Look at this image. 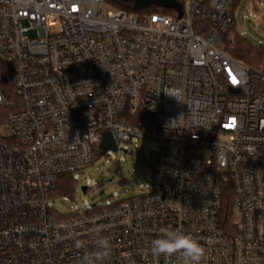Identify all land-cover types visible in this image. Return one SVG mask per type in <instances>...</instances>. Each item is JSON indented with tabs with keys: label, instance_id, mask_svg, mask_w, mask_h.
<instances>
[{
	"label": "built area",
	"instance_id": "built-area-1",
	"mask_svg": "<svg viewBox=\"0 0 264 264\" xmlns=\"http://www.w3.org/2000/svg\"><path fill=\"white\" fill-rule=\"evenodd\" d=\"M173 1L0 0V264H83L100 238L103 264H182L151 254L162 229L196 238L201 264H264V68L225 49L241 0ZM105 131L132 152L157 141L150 188L58 214V179L95 162Z\"/></svg>",
	"mask_w": 264,
	"mask_h": 264
},
{
	"label": "rangeland",
	"instance_id": "rangeland-1",
	"mask_svg": "<svg viewBox=\"0 0 264 264\" xmlns=\"http://www.w3.org/2000/svg\"><path fill=\"white\" fill-rule=\"evenodd\" d=\"M135 1L128 0L131 4ZM235 17L233 34L245 37L264 50V0H241ZM157 148L155 139L144 138L136 141L132 154L123 149L100 154L95 162L75 174L77 187L74 193L63 196L54 192L50 206L58 214L68 216L77 210L107 206L148 190L151 176L149 155ZM226 173L222 170L224 176ZM82 186L87 187L86 192H83Z\"/></svg>",
	"mask_w": 264,
	"mask_h": 264
},
{
	"label": "trees",
	"instance_id": "trees-1",
	"mask_svg": "<svg viewBox=\"0 0 264 264\" xmlns=\"http://www.w3.org/2000/svg\"><path fill=\"white\" fill-rule=\"evenodd\" d=\"M109 5L117 8L134 9L131 5H128V0H104ZM235 27L232 29L234 30ZM226 51L234 58L242 61L243 63L256 68H264V50L261 47L253 45L251 42L239 34H234V39L226 45ZM6 96L10 99L14 98L13 84L6 82ZM12 111L11 106L0 105V126L3 124L9 114ZM100 155V152L96 153V158ZM77 187V180L74 174H65L61 176L57 181V188L55 193L58 195H72ZM128 199V198H127ZM121 199L107 206H96L97 208L113 207L120 202L127 200ZM233 201V195L231 186H227L223 192V219L225 224H229V217L231 216V204Z\"/></svg>",
	"mask_w": 264,
	"mask_h": 264
},
{
	"label": "clouds",
	"instance_id": "clouds-1",
	"mask_svg": "<svg viewBox=\"0 0 264 264\" xmlns=\"http://www.w3.org/2000/svg\"><path fill=\"white\" fill-rule=\"evenodd\" d=\"M172 121L169 122V125ZM150 252L156 257H179L182 264H201L206 258V249L191 235L179 230L162 229L161 234L150 243ZM111 253L110 241L100 238L91 257H84L83 264H103Z\"/></svg>",
	"mask_w": 264,
	"mask_h": 264
},
{
	"label": "water",
	"instance_id": "water-1",
	"mask_svg": "<svg viewBox=\"0 0 264 264\" xmlns=\"http://www.w3.org/2000/svg\"><path fill=\"white\" fill-rule=\"evenodd\" d=\"M152 4H155V5H164L166 7H172V8H176L178 9L179 11L181 10V7L180 5H178L176 2H174L173 0H136L135 3H134V8H139V7H147V6H150ZM180 16H181V13H180ZM232 92L236 91V89H231ZM100 154L101 155H104L106 154V152L108 150H118V146L114 140V137L113 135L108 132V131H105L103 133V138H102V141H101V144H100ZM125 152H129L130 154H132L133 152L132 151H128L126 149H123ZM82 190L83 192H86L87 190V187L86 186H82Z\"/></svg>",
	"mask_w": 264,
	"mask_h": 264
}]
</instances>
